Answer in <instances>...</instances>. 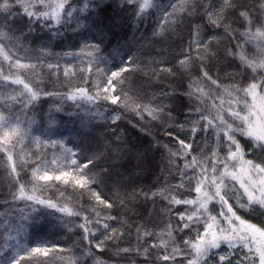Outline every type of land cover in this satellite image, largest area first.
I'll return each instance as SVG.
<instances>
[{"label":"trees","instance_id":"1","mask_svg":"<svg viewBox=\"0 0 264 264\" xmlns=\"http://www.w3.org/2000/svg\"><path fill=\"white\" fill-rule=\"evenodd\" d=\"M173 2L175 0H154L156 6L137 17L136 6L123 3V0H103V11L95 9L91 13H74L70 22L51 29L45 22L35 21L31 23L32 31H29L28 18L23 15L19 5L11 9L12 15L7 20L4 15H0V25L4 30L12 29L10 35L14 37L15 45H9L12 52L24 63L36 65L35 70L18 71L0 58L4 75L14 79L19 74L34 85L38 83L43 92L55 93L51 96L42 95L34 102V106L25 108L22 103L7 99L17 95L22 86L11 83V80L0 81V112L6 116H18L28 130L23 145L16 144L15 148L9 146V152L13 153L17 163L21 151L26 154L27 167L17 169L20 183L29 189L32 187L31 171L34 162L39 160L48 162L50 176L69 173L68 177L60 181H41L38 186L36 195L51 200L57 208L32 201H14L10 193L16 191V186L9 175L8 153L0 152V244L4 243L2 237L9 233L17 236L19 230L17 239L9 241L13 245L12 249L0 248V252L4 253L0 256V264L14 253L22 257L19 264H70L73 259L76 264H95L97 260L104 264H186L181 256H177L175 261L158 259L165 254L159 249L150 248L147 256L135 252H117L123 248H135L138 244L148 247L157 240L155 235L138 240V226L141 232L147 230L158 233L169 222L173 227L182 224L176 213L184 212L189 206L170 205L167 199L159 195L153 197L152 193L165 189L166 195L172 192L182 200L196 197L193 191L195 180L180 175L184 158L170 156L169 150H179L178 138L192 144L193 150L188 160H191V156L201 159L211 156V149L217 146L213 131H197L193 135L191 128L196 126L194 122L200 115L195 109H204V114H207L213 100L204 97L201 103L196 95L190 93L198 86L205 91L210 90L209 82L200 79L201 65L220 85L219 88L213 86L211 94L225 101V109L229 107V97L223 94V89L231 85L245 87L251 82L254 75L251 69L245 67L238 56L229 55V52L243 51L250 59L258 58L255 43L243 44L242 49L237 47L243 43L239 33L247 26L239 13L247 11L254 22L253 27H258L264 23V8L261 7L264 0H233L235 7L224 9V24H230V28L236 30L232 36L225 33L223 26L214 27L208 22L207 11H220L223 7L221 0H190V11L174 17V22L167 23L161 31L163 12H170L168 5ZM83 3L84 0H71L76 8L82 7ZM77 16L81 24L86 26L77 25ZM84 16H88V20L85 21ZM197 26L203 61L196 59V52L191 51L195 49L192 42L197 39ZM207 41H211L207 45L210 51L205 54L203 42ZM84 44L100 45L96 55L102 59L99 64L93 65L92 72L87 71L90 58L86 55L91 49L82 52ZM186 50H190L192 60L190 67L182 68L178 61L184 58ZM128 57L133 58V65L123 73L124 80L118 84L117 94L122 97L127 94L129 104L163 107L164 112L159 118L152 119L146 112L137 115L131 107L112 105L110 101L89 103L85 99L72 101L65 98L76 88H86L89 94L94 95V83L102 79L96 74L95 68H102L110 74L111 71L128 66ZM48 65L54 67L49 68ZM161 68H170L172 71L163 72ZM65 69L68 75H65ZM256 75L259 78V73ZM219 102L215 101L217 105ZM242 108L240 104L234 110ZM113 114L121 117L115 123L111 120ZM225 119H229L227 115ZM229 123L232 120L229 119ZM180 125H184L183 131ZM202 126L203 122L198 127ZM237 139L245 150L246 159L264 162V152L249 153L251 143L240 136ZM52 142L59 143L53 145ZM68 149H71V153ZM225 155L222 138L219 156L223 158ZM72 160L80 166L92 160L84 173L93 176L96 183L90 184L88 188L76 186L74 179L77 177L74 174L77 164H72ZM191 176L193 172L189 169L185 177ZM65 179L69 182L65 183ZM181 183L183 188L172 187ZM225 185L226 190H222V195L237 215L264 227L261 209L246 211L239 207L237 200L246 202L239 183L226 179ZM94 193L111 202L113 207L109 209L100 204ZM64 206L80 215H67L58 210ZM92 209L99 212L101 217L113 216L116 219L105 221L110 225L109 230L95 223L88 225L90 232H95V235H89L91 244H88L83 239L84 230L79 225L85 223L84 216L95 221ZM221 211L227 213V207L222 208L218 201L208 206L212 216L219 218ZM6 228L9 231L6 232ZM113 228L122 231L123 236L108 239ZM197 232H203V223L193 224L183 232H175L177 244H182L186 238L194 239ZM101 241V247L96 248L95 245ZM86 245L91 248V256L85 255ZM31 248H40L42 251L29 256L24 249ZM217 251L221 255L230 254L231 264H249L243 259L247 249L230 250L222 246Z\"/></svg>","mask_w":264,"mask_h":264},{"label":"snow or ice","instance_id":"2","mask_svg":"<svg viewBox=\"0 0 264 264\" xmlns=\"http://www.w3.org/2000/svg\"><path fill=\"white\" fill-rule=\"evenodd\" d=\"M223 7L220 11H207L208 22L214 27L223 26L225 33L232 36L236 30L230 28V24H224V9L235 7L233 0H221ZM123 3L136 6L135 15L137 17L143 16L149 9L156 6L154 0H123ZM19 5L23 10V15L28 18L29 31H32L31 23L45 22L46 26L50 29L53 26H62L66 22H70L73 19L74 13L93 12L95 9L103 11V0H84L83 6L76 8L71 4V0H0V15H4L5 20L12 15L11 9ZM192 7L190 0H175L170 3L168 8L171 11L165 10L163 12V21L161 23V31L164 30V26L169 22H174V17L181 13L189 12ZM264 8V5H261ZM43 8L41 11L39 9ZM239 16L246 22V27L243 32L239 33L243 43L237 45L238 48H243V44L255 43L257 47L258 58L250 59L243 54V51L239 53L229 52V55H236L242 62V64L251 69L253 78L250 83L245 87H239L236 85L227 86L223 89V94L229 97V107L224 108L225 101L221 97H213L211 89L213 86L219 88L220 85L216 80L209 75L207 71L203 69L201 65L202 76L200 79L209 82V91H205L203 87H196L190 95H196L197 99L203 103V98L208 97L213 100L210 108L207 110V114H204V109L196 108L195 111L199 113V118L194 122L196 126L191 128L193 135L197 131H203L208 133L212 130L216 139V148L211 149V156H205L203 159L197 156H191V160L187 157L192 153V144L186 143L182 139L177 138L178 151L172 152L169 150V154L172 157L184 158L185 162L183 168L180 170L182 178H188L195 180V187L193 191L196 193L194 199H179L177 194L168 192L167 195L165 189H160L157 192H153V197L159 195L164 199H167L170 205H186L189 206L184 212L176 213L177 218L182 224H177L173 227L169 222L158 233L151 231L141 232L140 226L137 227V238L142 240L143 238L155 235L157 240L148 247H142L138 244L135 248H123L119 249L120 252L129 253L135 252L147 256L149 249H159L165 254L158 257L163 261H175L177 256H181L186 264H231V255H221L217 250L222 246L228 247L230 250L236 248L247 249V254L244 256V261H248L249 264H264V227H259L256 224H252L247 220L242 219L237 212L233 210L231 204H228L222 195V190H226L225 180L231 179L239 183L241 189H243V196L246 197L245 203H237L240 208L251 211L254 208L261 209V214H264V162L256 163L254 160L246 159V153L242 147L237 136L246 138L251 143V148L248 149L249 153L252 152H264V23H261L258 27H253L254 22L249 17L247 11H241ZM88 16H84L83 19L88 20ZM77 25L84 27L86 25L81 24L80 17H76ZM95 23V22H94ZM12 29L7 31L0 25V58L4 61H8L10 68L20 70H35L36 65L31 63H24L22 59L12 52V48L9 45L13 44L14 37L10 35ZM197 39L193 40L195 49L191 51L196 52V59L203 61L204 56L201 53V41L199 37V26H197V32L195 33ZM212 39H215L214 37ZM211 41L203 42V51L207 54L210 50L207 45ZM84 49H91L86 55L90 58V62L87 68L88 72H92L93 65L99 64L101 57H98L96 53L100 51L99 44H84L81 51ZM72 55V53H67ZM15 56V59H14ZM192 57L190 50H186L184 58L178 61L182 68L190 67ZM133 65V58L128 57V66L121 67L119 71H111L110 74L104 69L96 67L95 72L102 79L97 80L94 83L95 94H89L86 88H76L73 92L66 94V99L77 101L78 99H85L89 103L99 101H110L112 105H122L123 107H131L136 111L137 115H141L146 112L152 119L159 118V115L164 112L163 107L152 108L148 105L139 103L129 104V97L124 94L123 97L117 94L118 84H122L124 80L123 73L129 71ZM49 68L54 67L48 65ZM81 71H85L81 69ZM160 71L171 72L170 68H161ZM259 73V78H257ZM65 75H68V70L65 69ZM16 85L22 86L17 95H11L7 97L8 100L19 102L24 105L25 108L34 106V102L39 100L42 95L51 96L55 93H45L40 88L38 83L34 85L31 81L26 80L21 75L17 74L13 79L9 75H4V70L0 67V81H9ZM87 83V80H85ZM197 84L199 81L196 82ZM249 98L251 103H249ZM219 100V105L215 103ZM260 101L258 104L257 101ZM240 104L243 105L241 110H234ZM243 112V114H242ZM171 114L169 113V116ZM225 115L228 116L232 123H229V119H225ZM121 117L119 114H113L111 120L115 123ZM203 122V126L198 127ZM181 131L184 130V125L179 126ZM28 135L26 130L18 116L5 115L0 112V152L8 153V162L10 167L11 182L16 186V191L11 192L12 199L32 201L36 204L45 205L50 208H57V205L51 200H45L36 195L39 190L41 181L48 182L55 179L60 181L64 177H68L69 173L64 172L61 175L55 177L48 174L49 167L48 162L45 160H39L34 162V167L31 171V185L29 189L24 183H20V173L17 169L23 170L27 167L28 161L26 160V154L21 151L19 154V163L14 159L12 152H9V146L15 148L16 144L23 145L24 140ZM168 135H172L168 133ZM223 138V150L226 151V155L221 158L219 156V150L221 148V139ZM39 140V138H36ZM53 145L59 142H52ZM167 147V146H165ZM71 153V149L67 150ZM203 153V149H201ZM30 155V154H28ZM51 163H56L52 161ZM92 160L88 161L91 164ZM72 164H77L75 160H72ZM88 164L80 166L77 164L74 184L80 188H88L90 184L96 183L93 176L84 173V169L88 167ZM191 169L193 176L185 177L186 172ZM65 183L69 181L64 180ZM175 188H183V183L172 186ZM97 201L104 205L106 208H112L113 205L107 200L101 199L98 193H94ZM218 201L221 203L222 208L227 207V213L221 211L219 218L212 216L208 212V206L211 202ZM124 201L121 200V204ZM31 206V205H30ZM59 211L66 213L67 215H80V213L73 212L68 206L58 208ZM93 215L96 217L95 221L90 220L88 216H84L85 223L79 225L84 230L83 239L91 244L89 241V235H95L94 231L90 232L88 225L95 223L98 226H102L105 230L110 229V225L106 223L107 220H115L113 216L101 217L100 213L95 209H92ZM124 223H127L126 221ZM203 223V232H197L195 238H186L182 241V244H177L175 232H183L184 229H190L193 224ZM23 226H21L22 229ZM5 231H9L7 228ZM111 235L108 239H119L123 236L122 231L117 229H111ZM19 230H17V236ZM17 236H13L11 233L6 237H2L4 243L0 244V248L12 249L13 245L9 241L17 239ZM103 241L100 244H96V248H100ZM169 248L171 249L169 252ZM86 256H91V248L86 245ZM29 256L33 253H39L42 251L40 248L24 249ZM4 255L0 252V256ZM22 259L18 254L14 253L10 258L4 259L2 264H19V260ZM70 264H76L75 259L71 260ZM95 264H104L103 261L97 260ZM242 264V262H241Z\"/></svg>","mask_w":264,"mask_h":264}]
</instances>
